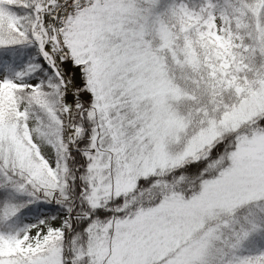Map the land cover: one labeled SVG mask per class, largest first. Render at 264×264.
<instances>
[{"label": "snow or ice", "instance_id": "1", "mask_svg": "<svg viewBox=\"0 0 264 264\" xmlns=\"http://www.w3.org/2000/svg\"><path fill=\"white\" fill-rule=\"evenodd\" d=\"M0 264H264V0H0Z\"/></svg>", "mask_w": 264, "mask_h": 264}]
</instances>
